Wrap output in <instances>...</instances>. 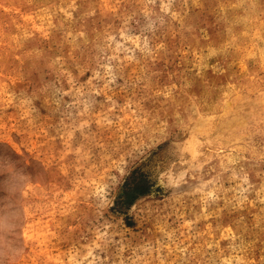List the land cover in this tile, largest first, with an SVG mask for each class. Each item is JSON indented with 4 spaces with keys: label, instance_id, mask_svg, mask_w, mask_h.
<instances>
[{
    "label": "rangeland",
    "instance_id": "rangeland-1",
    "mask_svg": "<svg viewBox=\"0 0 264 264\" xmlns=\"http://www.w3.org/2000/svg\"><path fill=\"white\" fill-rule=\"evenodd\" d=\"M0 264H264V0H0Z\"/></svg>",
    "mask_w": 264,
    "mask_h": 264
}]
</instances>
